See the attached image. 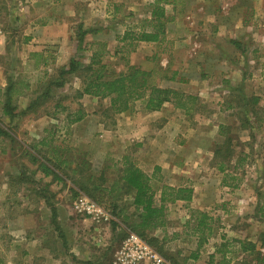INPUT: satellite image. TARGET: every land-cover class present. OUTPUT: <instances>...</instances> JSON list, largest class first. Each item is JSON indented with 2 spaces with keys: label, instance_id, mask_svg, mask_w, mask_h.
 Masks as SVG:
<instances>
[{
  "label": "rangeland",
  "instance_id": "rangeland-1",
  "mask_svg": "<svg viewBox=\"0 0 264 264\" xmlns=\"http://www.w3.org/2000/svg\"><path fill=\"white\" fill-rule=\"evenodd\" d=\"M18 1L21 0H2L0 7V20L5 35L0 46V124L9 128L18 139L24 140L26 135L24 123L29 117H44L47 121L51 119L52 121L45 127L49 139L45 143L48 147L47 145L37 147L36 153L40 160L41 158L53 159L56 156L60 158L63 163L60 169L62 181L54 176L44 177L37 169V165L32 164L29 157L25 155L24 151L27 149L16 141L17 138L14 142L0 138V180L5 179L11 182L15 192L20 193L19 195H21L22 187L31 191L26 194L28 196H33L32 193L38 188L39 190L45 188L43 193L48 200H46L47 203H43L51 207L48 206L50 211L53 210L58 199L57 202H61L58 206L63 209V212L66 215L68 212L72 213L73 217L70 219L79 222L78 243H83L79 246H91L93 241L91 232L87 233L85 229H92L93 224L91 221L82 222L84 218L73 213V203L79 195L94 200L87 194L79 192L70 181L74 179L78 187H86L90 195L100 200V206L110 216L109 220L101 223L104 225L103 228L111 231L113 235L112 245L105 255V263L110 264L120 242L126 235L133 233L131 227H136L138 224L139 211L131 205L133 193L127 192L121 181L123 158L127 156L136 165L142 162L143 170L149 173L154 167H158L156 166L158 162H161L166 172L161 174V169L158 167L159 171L152 181L154 188L159 189L162 185L175 188L194 187L195 199L190 203L167 204L165 227L168 232H177V237L171 238L167 234L168 238L157 246L162 248V253L157 252L141 238L147 245L169 264L172 261L177 264H209L211 261L208 252L215 250L223 241L231 249L230 255H235L237 259L234 264H264V111L256 107L259 113L257 117L262 121L249 114L252 124L249 128L246 124L242 125L241 120L245 116L242 110L228 108L230 104L236 106L245 104L241 102V98L254 96L257 83L255 80L252 81L253 78H248L247 84L235 86L237 92L233 95L229 94L225 84L220 83L221 80L226 79L217 76L223 66L216 60L217 45H220L216 34L200 31L189 45L185 43L184 57L188 65L183 67H179L182 62H176L168 67L167 61L163 66H159L162 62V57L158 56L160 49L153 51L131 46L120 49L122 46L113 44L111 50L105 52L99 44L91 46L89 50L87 44L90 42V37L86 38L80 48L76 47L73 57L78 62L77 72L64 76V79H61L62 86L51 87L46 92L47 80L60 81L58 68L63 62L67 63V56L65 60L61 58L62 55L58 52L59 45H48L51 53L47 62L51 64V68H54L52 71L54 73L48 76L45 70L32 71L24 61L25 51L23 52L22 46L25 38L22 23L24 15L17 10L11 12L18 8L13 4ZM138 15V18L126 16L128 24L135 23V20L142 18L144 14ZM213 19L210 18V20ZM197 22L198 19H195V25ZM119 32V28L113 29L117 37L121 36ZM167 50H169L168 47ZM95 55H99L95 60L105 66V75L108 77L126 74L129 68L133 67L151 74L150 81L156 85H158L157 81L161 83L164 80L163 77H169L170 72L174 70H181L185 74L183 79L192 81L193 88L187 91L183 89L176 91L192 98V101H186L184 108L178 107L177 102L165 103L166 108L162 115H156L157 117H154L156 119H146L151 123V130L154 133H157L169 121V124H166L168 130L164 131L166 135L169 134L168 139L166 138L161 146L160 140L153 141L156 149L164 148L160 150L167 154L163 159L150 157L142 161L143 157H140L142 150L135 141H128L121 145L114 144L112 141L111 132L115 128L117 114L110 111L109 98H94L82 93L83 84L89 81L92 70L97 68L94 65L91 70H88L91 59ZM145 55L149 59L153 56L155 58L142 66L137 62ZM34 62L39 63L40 59L35 58ZM206 74L208 78H204ZM202 78L205 82L198 81ZM8 86L11 89V107L17 106L15 117L11 120L1 114V108L5 102L3 92ZM30 86H33L34 91L29 90ZM173 86L164 81L161 88L174 90L171 88ZM259 88L261 95L264 96V84ZM222 99L224 103H221ZM32 101L36 103L33 110H25ZM180 102L183 101L180 100ZM262 104L264 105V99ZM141 108V103L136 102L127 112L133 113L140 111ZM78 113H83V119L89 120L88 125L85 126V143H82L84 145L88 142L86 148L79 145L75 137L61 127L65 118L71 121ZM97 121L102 125L99 126ZM25 143L27 146H32V142ZM109 143H113L111 150L108 149ZM9 146L12 147L11 151H7ZM216 150L219 155L215 156ZM98 152L102 153L100 158L99 155L95 156ZM220 162L224 163V173L218 170ZM229 174L240 181L238 188L232 189L222 185ZM92 186L97 189L93 190ZM111 187H114V190H110ZM157 196L156 200H158ZM224 198L226 204L220 206ZM36 200L26 206L30 220L36 224L42 223L46 225V228L49 225L50 229L58 228L59 230L60 226L52 224L51 219L43 218L44 214L41 212L46 205ZM113 205L119 208L118 217L113 216L111 212ZM23 208L25 206L22 203L15 206L17 213H20ZM52 222L55 220L53 219ZM63 226L67 228L66 224ZM231 227L236 233L232 232V235H229ZM161 232L162 229H157L147 234L160 238L163 236ZM236 234L241 238H235ZM239 242L245 247L244 254H238L236 251L235 246ZM196 254L197 259L190 258L191 255ZM15 255L20 259V254ZM2 258L0 253V260ZM220 258L217 256L212 260V264H219L216 260L221 262Z\"/></svg>",
  "mask_w": 264,
  "mask_h": 264
},
{
  "label": "crops",
  "instance_id": "crops-1",
  "mask_svg": "<svg viewBox=\"0 0 264 264\" xmlns=\"http://www.w3.org/2000/svg\"><path fill=\"white\" fill-rule=\"evenodd\" d=\"M21 1H18V4L13 2L18 7L17 9H13L12 5L10 7L13 9L11 12L17 10L24 15L22 22L23 30L25 31V38L22 44L23 52L25 51L24 61L34 72L45 70L48 76L54 73L52 72L54 68L50 67L51 64L47 60L50 58L49 54L51 53L48 45L55 44L60 46L58 52L61 53V58L65 60L67 56V63L63 62L58 69H68L69 63L74 57L76 47H78V37L81 31L84 32L83 40L90 37V42L87 44L89 50H91V46H98L99 44H101L102 50L105 49V52L110 51L113 44L122 46L120 49L125 46L141 49L147 48L153 51L160 49L161 52L158 56L162 57V62L159 66H163L167 61L168 67L176 62H182V65L179 64V67H183V65L187 66L188 64L184 57L186 44L189 45L193 37L198 35L200 31L207 32V34L211 32L212 34H216L215 36L220 43V45H217L216 60L221 62L223 67L218 71L217 76H220L221 79H226L221 80L220 83L225 84V87L228 88L227 91L230 92L229 94L233 95V93L237 92L235 86L245 85L248 78H253L252 81H256L257 88L255 89L256 93L254 96L250 97L256 98L258 100L257 107L261 111H264V105L262 104L264 96L261 95L259 88L264 84V0ZM159 8L163 12V18L161 19L163 33L159 36V41L146 43L130 40V38L122 40L127 33L139 34L143 26H145V30H151L148 24L153 20V12H157ZM138 14L144 15H142V18L136 19L135 23L128 24L126 16L131 15L138 18ZM210 18L214 19L210 20ZM195 19H198L197 25L194 23ZM115 27L120 29V37H117V34L113 33ZM4 36L0 38V46ZM167 47L169 50H167ZM35 58L40 59V62L33 63ZM154 58L153 56L150 59L153 60ZM150 59L145 55L144 58L140 57L137 63L143 66L146 62L151 61ZM184 75L181 70H174L170 72L169 77H163L164 80L161 83L157 81V86L162 87L164 81H167L174 85L171 87L174 91H178L179 89L187 91V89L193 88V85H191L192 81L190 79H183ZM205 77L208 78L207 74ZM198 81L205 82L203 78L201 80L198 79ZM29 90L31 92L32 90L34 91L33 86H30ZM3 93L5 95V91ZM222 101L224 99L221 100V103H224ZM166 104L161 110L152 113L145 112L141 108L140 111L133 113L124 112L117 114L116 125L111 132L114 144L121 145L128 141H135V144L142 150V156H140L143 157L142 161L150 159V157L163 159L167 154H165L166 152H160V150L164 148L161 147L162 149L160 150L156 149L153 141L160 140L159 144L161 146L162 142L166 138L168 139L169 134L166 135L164 131L167 132L168 129L166 127L168 126L166 124H169V121L157 133H154L151 130V123L147 122L146 119H156L154 118L157 117L156 115H162ZM33 106L34 102L32 101L26 106L25 110L32 111ZM239 106L230 104L228 108L234 110L239 108L241 110ZM14 107L17 111V106ZM1 114L5 118H10V120L15 117V115H12V117L5 115L3 107L1 108ZM248 117L250 118V115ZM251 118L253 119V117ZM140 119L142 120L140 121ZM51 121V119L47 121L44 117H29L24 123L26 134L24 140L13 136L30 153L37 155V147H41L49 140L45 127ZM88 122L87 118L78 122H71L65 118L61 127L62 130L67 131L69 135L75 137L79 145L86 148L88 142L84 145L82 143L86 136L85 126L88 125ZM97 124L99 126L102 125L99 121H97ZM0 127L11 132L9 128H5L1 124ZM170 129L171 127L169 131ZM160 130L162 131L160 132ZM27 141L32 142V146L25 145ZM112 144L109 143L110 148L108 149L111 150ZM11 150L12 147L9 146L7 151ZM92 151H96V149H92ZM107 151L106 153H108ZM101 154V152H98L95 156L99 155L100 158ZM136 166L148 176H152L156 168L154 167L149 173V171L143 170L142 162ZM156 166L160 167L161 174H165L164 172L166 171H164L161 162H158ZM191 188L193 189L191 201H194L195 190L194 187ZM43 190H39L38 188L32 193L34 194L33 196H28L26 194L31 193V191L29 192L26 188L22 187L21 195H19L20 193L15 192L11 182L5 179L0 180V253L3 256L0 264H106L105 255L112 245V232L104 229L103 224L94 223L91 219L83 217L82 222L91 221L93 224L92 229H85L87 233L91 232V239L93 241L91 242V246H79L83 244L78 243V229L80 228L77 226L79 222L75 219H70V217H73L72 213L68 212L66 215L63 212V209L58 206L61 203L57 202L58 199H56L55 207L50 211L49 205L47 206V204L43 203L48 200L44 196ZM226 190L229 191V189ZM35 199H37L36 202L47 206L41 212L44 214L43 218L45 220L51 219L52 221L54 219L55 222L51 220L50 222L52 224L55 223L58 227L60 226L59 230L58 228H55L56 230L54 228L50 229L49 225L46 228V225L42 223L36 224L30 220L28 216L29 211L26 206L35 201ZM222 201L223 203L220 206L226 204L224 203L225 198ZM20 203L24 204L25 208L20 213H17L15 206ZM179 203L186 202L179 201L174 204ZM64 209H66L65 206ZM72 209L73 213L77 215L74 208ZM63 224H66L68 229H65ZM166 228L164 226L161 232L163 236L157 237L158 239L166 240L168 238L167 234L171 238L177 237V232H168ZM229 232V235H232V232L236 233L232 227ZM180 233L184 234V232ZM234 237L238 238L240 236L236 234ZM225 243L222 241L215 250L208 252L211 261L209 264H212V260L217 256L221 257V262L216 260L219 264L235 263L237 259L235 255H230L231 249ZM235 247L238 254H244V250L241 249L242 243L239 242ZM15 254H20V259ZM190 258L197 259L198 255H191Z\"/></svg>",
  "mask_w": 264,
  "mask_h": 264
},
{
  "label": "trees",
  "instance_id": "trees-1",
  "mask_svg": "<svg viewBox=\"0 0 264 264\" xmlns=\"http://www.w3.org/2000/svg\"><path fill=\"white\" fill-rule=\"evenodd\" d=\"M152 16L153 20L148 24V27L151 28V30H145V26H143L141 27L142 30L139 34L127 33L122 40L130 38V40L146 43L159 41V36L163 33V23L161 20L163 18V12L161 8H159L157 12H153ZM83 37L84 32H79V48L83 43ZM97 56L99 57V55ZM97 56L95 55L92 57L91 66H88V70H91L94 65H96L97 68L92 70L89 81L83 84L82 93L94 98H109V109L114 114L129 111L136 102L141 103L142 110L145 112H156L161 110L165 103L177 102L178 107L184 108L187 103L186 101H192L190 96H185L174 90L157 86L154 82L150 81L151 74L137 68L130 67L126 74L108 77L105 75V66L95 60ZM77 70L78 62L72 59L69 63L68 69L59 70V82H57L58 80L53 79L46 81V92H48L51 87L62 86L63 80L61 79H64V76L66 75L76 73ZM10 93L11 89L10 86H8L5 91L3 113L12 117L16 108L11 107ZM180 100L183 102L181 103ZM241 102H245V104L239 106L243 115L245 114L244 118L241 120V122H243L242 125L246 124V126L250 128L252 124L247 115L252 114L256 119H261L257 117L259 114L258 109L256 108L258 100L253 97L241 98ZM34 106H36V103ZM83 117V113H78L76 118L71 120V122H78L82 120ZM0 138L3 140H9V142L15 141L13 134L2 127H0ZM43 145H47V143H44ZM24 152L25 155L29 157L31 163L37 165V169L41 171V174L44 177L54 176L57 180L62 181L60 169H62L63 163L59 157L56 156L53 159L41 158L40 160L38 155H34L27 150ZM214 153L215 156L219 155L218 150ZM218 170L220 172H225L223 162L218 164ZM158 171L159 168L156 167L154 174L148 176L126 156L123 158L121 181L123 182V187L126 191L133 193L131 205L139 211V214L137 215L138 224L136 227H131L133 233L135 232L137 236L145 240L157 252L162 253V248H158L157 246L162 244L163 239L160 240L154 236H149L147 233H153L154 230L163 229L165 226L166 205L174 204L179 201L186 203L191 202L193 198V189L185 186L175 188L167 185H162L159 189H155L152 181L155 179ZM225 178L226 179L222 182L223 186L232 189L238 188L240 181L235 176L229 174ZM70 183L75 186L79 192L87 194L95 201V203L100 205V200L92 194L90 195L86 187H78L74 179L71 180ZM92 189L96 190L97 187L92 186ZM110 190H114V187H111ZM156 195H158V200H156ZM111 212L113 216L118 217L120 215L119 208L116 205H113ZM244 248L245 247L242 245L241 249L244 250ZM171 264L177 263L172 261Z\"/></svg>",
  "mask_w": 264,
  "mask_h": 264
},
{
  "label": "built area",
  "instance_id": "built-area-1",
  "mask_svg": "<svg viewBox=\"0 0 264 264\" xmlns=\"http://www.w3.org/2000/svg\"><path fill=\"white\" fill-rule=\"evenodd\" d=\"M0 0V7L2 5ZM3 25L0 20V38L3 37ZM77 215L100 224L110 219L108 213L97 203L79 195L73 203ZM110 264H169L147 243L134 233H129L120 242Z\"/></svg>",
  "mask_w": 264,
  "mask_h": 264
}]
</instances>
